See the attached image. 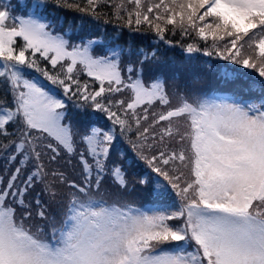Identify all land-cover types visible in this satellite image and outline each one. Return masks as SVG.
<instances>
[{
  "label": "snow or ice",
  "instance_id": "snow-or-ice-1",
  "mask_svg": "<svg viewBox=\"0 0 264 264\" xmlns=\"http://www.w3.org/2000/svg\"><path fill=\"white\" fill-rule=\"evenodd\" d=\"M47 2L34 0L26 16H12L10 8L0 6V80L10 86L14 103V108L0 107V135L16 137L7 144L0 142V152L10 153L9 165L18 161L6 183L0 177V264H264V0H159L146 10L147 0L110 5L117 20L127 15V27L133 26L134 18L137 29L146 24L166 44L172 43L165 39L167 25L173 26V34L178 24L182 36L190 37L194 31L205 42L211 37V48L206 44L203 49L205 56L255 70L260 78L245 80L228 65L209 67L227 91L215 96L182 94L174 107L162 79L144 83L143 67L132 79L134 69L129 66L125 80L120 68L123 48L97 56L95 39L69 47L64 35L53 34L51 23L41 16ZM103 2L66 6L99 19L97 8ZM129 4L135 5L131 11ZM253 37L259 66L244 55V39ZM184 50L201 51L194 44ZM137 54L141 65L156 59L155 52ZM41 60L53 71L61 66V71L51 74L40 67ZM77 66L99 83L98 89L89 92L87 83L80 84ZM26 69L42 73L52 85L61 86L65 96L78 99L77 111L87 127L80 135V151L71 122H64L65 101L28 77ZM124 90L131 91L127 102L109 98ZM241 93L250 98L245 100ZM154 101L167 111L152 113V123L145 127L149 109L143 107V114L139 110ZM96 113H103L112 127L95 126ZM12 123L18 133L7 131ZM133 123L132 148L155 174L145 173L139 183L147 187L153 202L164 205L151 212L98 195L113 151H119L115 126L124 136L131 133ZM173 137L179 149L169 147ZM62 154L78 158L83 182L51 170L71 191L59 223L47 214L37 194L34 206L49 229L46 237L42 228L34 231L25 223L32 219L33 207L25 198L39 183L55 199L58 193L47 182L45 158L51 164ZM182 168L188 169L187 176ZM9 171L6 167L5 174ZM110 171L115 183L126 188L122 166L113 162ZM173 193L180 197L178 206L170 202ZM16 206L22 215H17Z\"/></svg>",
  "mask_w": 264,
  "mask_h": 264
},
{
  "label": "rangeland",
  "instance_id": "rangeland-1",
  "mask_svg": "<svg viewBox=\"0 0 264 264\" xmlns=\"http://www.w3.org/2000/svg\"><path fill=\"white\" fill-rule=\"evenodd\" d=\"M4 4L7 7H11L14 4H17L19 2H26L27 0H2ZM29 1V0H28ZM156 3L158 0H154ZM34 3V0H32ZM151 0H148L146 3H150ZM166 3H171V0H165ZM180 2V0H178ZM0 0V6H4L1 4ZM128 6H133L132 10L135 8L134 4H129ZM5 7V6H4ZM52 9H55V6H53ZM147 7L144 6V10H146ZM178 10V9H177ZM34 11V10H33ZM126 15V14H125ZM19 16H24L22 14H19ZM41 16H43L41 14ZM44 17V16H43ZM47 19V18H46ZM62 21L64 22V26H57L55 25V22L52 26V31L53 34L60 33L64 35L65 39L69 41L71 37H73L74 40H78L76 44L89 40V39H95L96 40V45L93 47V54L97 56H104L107 55L110 49H115L117 47L123 48L125 51L121 55L120 58V68H121V73L122 76L125 78L127 81L126 77H129V72H128V67L132 66L134 71L131 73L132 79H136L137 74L141 67H143V73H142V79L144 83L150 84L154 79L160 78L164 81V86L167 91L168 97L171 101V106H176L179 102V97L182 94H187V95H206V96H215L218 94L213 93V87H218L221 92H226L227 89L223 88L221 85H219V80L217 79L215 71H209V67L215 68L217 66H225L228 65L232 68H236L240 74L241 73H249V75H244L243 77L245 80H252V81H259L258 74L256 73L255 70L252 69H245L241 66L238 65H230L228 61H224L217 56H205L203 54V49L206 46V43L204 41L200 42L198 45L196 43H189V44H194L195 46H198L201 51L200 52H194V53H187L186 51L182 53H176L175 52V44H171L168 48L161 47V44L157 43L156 41L153 42V47L150 49L148 52H155L156 54V59L150 60L148 62H145L143 65H141V56L137 54L138 49L136 50L135 48L131 47V43L129 39L127 40L126 47L123 46L119 41H115V34H116V24L113 23L110 20H107L106 22H103L102 20L99 19H86L84 17L80 18H74L70 17L68 20H65V18L61 17ZM177 21L179 23V18H177ZM163 25V22H161ZM94 26L92 28L89 25ZM8 25L12 26V21H8ZM53 27H58L59 30H53ZM88 29H91L93 33H88L86 36H84L83 31H88ZM86 33V32H85ZM257 37H253L252 39L245 38L244 39V55L245 56H250L252 59L257 60V64L259 66V59L257 58L256 55V48H255V40ZM208 44L207 46L211 48L212 45V39L209 37L207 40ZM73 42V41H72ZM72 42L69 41V47L73 44ZM75 44V43H74ZM251 45V47L249 46ZM187 46V45H186ZM185 46V47H186ZM180 47V45H179ZM185 47L183 49H185ZM224 44L223 42L220 43V48L223 49ZM181 48V47H180ZM173 52L175 54H173ZM79 81L81 85H84L87 83L89 85V92L93 91L91 90L92 85L96 82L94 79L90 78L87 76L82 69H79ZM61 71V66H58L55 71L50 72L51 74H55V72ZM30 78H36L38 79L41 83L46 80V78L42 75V73H35L34 76H31V74L27 75ZM85 77L88 78V80H85ZM45 79V80H44ZM49 83L51 87H59L63 90V88L59 85H52L48 80L46 81ZM98 83V82H97ZM46 89L51 90L47 84L43 83ZM99 85V83H98ZM211 86H213L211 88ZM52 91V90H51ZM53 92V91H52ZM55 95H57L59 98L62 96L58 95L57 93L53 92ZM7 96L4 99H0V107H13L14 108V103H13V96L11 89L7 91ZM122 97L124 94H127V90H124L122 92ZM221 94V93H220ZM244 97V95H248L245 93H241ZM249 96V95H248ZM78 99L76 98H71V109L72 110H77V103ZM258 102V99L256 100ZM5 105V106H3ZM143 107H147L149 109V120L146 122V126L151 125L152 119H151V114L152 113H161V112H166L167 107L161 105L159 101H154L152 105H145L141 106L140 108V114H143ZM91 109V107H90ZM92 110V109H91ZM75 114L72 112L71 116L66 119L65 123H68L69 121L71 122L72 125V131L75 133V145L77 148V151H80L83 145L80 143V135L84 134L85 132H81V128L84 127L83 121L78 124L77 117L74 116ZM176 123V122H174ZM13 126V125H12ZM11 126V127H12ZM14 126H16L14 124ZM162 126H166L162 124ZM10 127V129H11ZM98 127V126H97ZM181 131H183V124L181 122L180 124ZM9 129V130H10ZM15 131V130H13ZM155 131L159 132V128H156ZM16 132V131H15ZM174 141H176V138L173 137ZM151 142V141H149ZM175 143L172 142L170 146H173ZM187 146V144L183 145ZM133 154V159L138 160L139 162H142L143 160H140L134 150L132 151ZM1 155V154H0ZM62 157H65L62 160H57L56 162H53L51 164H48L47 158H45V163L47 165V168L49 169V173H51V170H62L58 169V167H62L63 165H67L66 170L64 171V174L70 175L72 179L77 180L78 183L83 182V176H82V170L81 166L79 164L78 158L75 156H68L66 154H62ZM68 165H70V168L68 169ZM188 170V169H187ZM182 171L185 173V168H182ZM188 173V172H187ZM95 175V173H93ZM186 175V174H185ZM107 184L105 183V180H102L101 184V192L102 194H105L107 189ZM64 187V184H62V188ZM61 189L56 187L55 191L58 193L60 192ZM68 190L71 191V189L68 187ZM176 197V202L177 206L179 205L180 202V197ZM59 197H55V199L51 200L48 204L44 205L45 208L50 209L52 207ZM60 204H58V207ZM164 207V205H158L153 208H147L145 211H153L157 210ZM47 210V211H48ZM57 210V207L55 208ZM55 213V212H54ZM48 214V213H47ZM170 248V245H165V247Z\"/></svg>",
  "mask_w": 264,
  "mask_h": 264
},
{
  "label": "trees",
  "instance_id": "trees-1",
  "mask_svg": "<svg viewBox=\"0 0 264 264\" xmlns=\"http://www.w3.org/2000/svg\"><path fill=\"white\" fill-rule=\"evenodd\" d=\"M32 1V0H29ZM28 0L26 2H19L17 4L12 5L10 8L12 16H19V14H25L27 15V9H29V2ZM148 1V0H147ZM1 4L7 7L4 2L1 0ZM122 0H104L103 3L100 4V6L97 8V12L100 13L99 20H102L103 22H106L107 20L112 21L113 23L116 24V34H115V41H119L123 46L126 47L127 40L129 39L130 43L132 44L131 47L135 48L136 50H146L150 51V49L153 47V42L156 41L157 43L161 44V47L168 48L171 44H175V52L176 53H182L184 52V47L188 45L189 43H196L197 45L200 42H203V40H200L196 33L193 31L191 36H182L179 31V27L177 24V30L175 34H173L172 31V25H167L168 31L165 33V39L171 41V44H166L164 41L160 40L156 33L150 29L146 24L141 26L139 29L136 28L135 23H134V18H133V26L131 28L126 26V21H127V15L124 14V19L122 20H117L116 17L113 15L114 8L110 6L111 4H120ZM126 2V0H124ZM156 2L154 0H151L150 3H144V6L148 7L149 4H155ZM159 3V0L158 2ZM67 5H79L80 7H86V0H60V3L57 4V0H48L46 9L41 12V14L47 18V21L51 23V26H53L54 22L55 25L57 26H64V22L62 21L61 17L65 18V20H68L70 17L74 18H80L84 17L86 19H91L93 18L92 16L87 15L86 13H81L76 10L75 7H70L66 6ZM53 6H55V9H52ZM133 6H128V10L131 11ZM94 19V18H93ZM92 28H94L93 24L89 25ZM163 26V25H162ZM53 30H59L58 27H53ZM84 36L86 34L93 33L91 29H88V31H83ZM86 32V33H85ZM18 44H22V41L18 40ZM208 44V41L205 42ZM180 45V47H179ZM173 54H175L173 52ZM39 59V57H37ZM40 67L41 68H46L49 72L52 71V66L45 60L40 61ZM27 75L37 73L34 69H26ZM242 76L244 75H249V73H241ZM91 78V77H90ZM93 79V78H92ZM128 79V77H126ZM45 80V79H44ZM80 80V79H79ZM85 80H88L87 77H85ZM47 80L43 81L42 83L47 84V86L52 89L55 93L58 95L63 96L66 98V113L68 119L72 112L75 114L74 116L77 117L78 124L81 122L80 115L77 110H72L71 109V98L67 97L64 95L63 90L57 86L51 87L49 83L46 82ZM219 85L220 82H219ZM213 87V86H211ZM99 88V85L97 82H95L92 85L91 90H96ZM213 88H218V87H213ZM10 90V86L6 83H4L2 80H0V99H4L7 96V91ZM122 93L120 94H113L109 98L119 100L123 99L126 102L130 99L131 97V91L127 90V94L122 97ZM248 96V95H245ZM89 112H92L90 107L87 109ZM115 110V109H114ZM65 119V120H66ZM83 121V120H82ZM92 122L94 125L99 126L102 129L107 130L108 128L112 127L111 121H109L106 116L103 113H96L92 117ZM13 125V126H12ZM84 127L81 128V132H85L87 130L86 123L83 121ZM12 126V127H11ZM144 126H146V123H144ZM11 127V129H10ZM10 129V130H9ZM15 130V131H13ZM142 130V129H141ZM7 131L9 133H18V128L17 126H14V123L10 124L7 128ZM114 134L117 136V141H116V147L119 149V151H113L112 157L108 162V169L106 170L105 174L103 175V179L105 180V183L107 184V189L106 191V199L108 201H119L120 203H130L133 204L136 207H143L145 206L146 203L148 202H153L152 197L148 195L147 187L144 185H141L139 183V180L141 176H143L145 173H148L151 177H155V174L151 172V169L149 168L148 164L145 161L139 162L138 160H134L132 151V143L130 141H135L136 140V126L133 123V128L130 134L121 135L120 132V127L119 125L115 126V132ZM16 139L15 136L9 135L7 138H5L3 135H0V142H3L4 144H7L9 140H14ZM174 142L175 144L173 146H170V144ZM169 144L170 148H175L179 149L181 145H178L176 141L171 140ZM185 149H187L186 146ZM0 177H4L5 183L7 176L10 175L11 171H14L16 163L14 162L12 165H9L7 162V155L10 153L8 152H0ZM67 155V154H66ZM61 155L58 160H62L65 157H62ZM113 162H115L118 165H121L124 173L126 174V180H127V187L126 188H120L114 180V177L111 174L110 169L112 168ZM9 168L10 171L5 174V169ZM70 168V165H68V169ZM58 169L66 170L67 165H63L61 168L58 167ZM29 170H31L29 166ZM62 170H59L61 172H64ZM188 170L185 168V174L187 176ZM69 180L77 182V180L72 179L70 175L65 174ZM160 179H163L162 177ZM47 182L54 185L55 189L58 187L60 192H58V195L56 197H59L57 202L48 208H45L46 212L48 215L52 216L55 218L56 221H60V215L63 214V211L66 207L67 201L70 198L69 193L70 191L68 190V186L64 185L62 188V184L59 183L58 179L53 177L50 173L47 178ZM43 185L42 184H36L35 187L31 190V192L28 194V196L25 198L26 202H29L33 205L31 211H32V219L25 221L26 224H30L33 226V230L35 231L36 228H42L43 232L49 233V229L47 226L44 224V222L36 215L39 209H37L34 206V202L37 199V194H39V199L41 200L42 205H46L49 202H51L52 198L48 193H45L43 190ZM101 192V191H100ZM170 202H174L177 205L176 202V197L175 193L172 194L170 197ZM156 203V202H153ZM58 204L60 206L58 207ZM57 207V210L55 208ZM48 210V211H47ZM16 212L17 215H22V210L16 206ZM55 212V213H54Z\"/></svg>",
  "mask_w": 264,
  "mask_h": 264
}]
</instances>
